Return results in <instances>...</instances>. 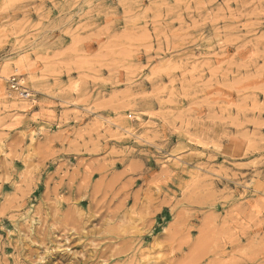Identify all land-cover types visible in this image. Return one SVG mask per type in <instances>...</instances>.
Returning <instances> with one entry per match:
<instances>
[{"label": "rangeland", "instance_id": "obj_1", "mask_svg": "<svg viewBox=\"0 0 264 264\" xmlns=\"http://www.w3.org/2000/svg\"><path fill=\"white\" fill-rule=\"evenodd\" d=\"M0 59V264H264V0H0Z\"/></svg>", "mask_w": 264, "mask_h": 264}, {"label": "built area", "instance_id": "obj_2", "mask_svg": "<svg viewBox=\"0 0 264 264\" xmlns=\"http://www.w3.org/2000/svg\"><path fill=\"white\" fill-rule=\"evenodd\" d=\"M6 82L10 92L17 94L24 99L30 98L31 94L29 93V89L23 85L22 79L18 76L12 75L6 80Z\"/></svg>", "mask_w": 264, "mask_h": 264}, {"label": "bare ground", "instance_id": "obj_3", "mask_svg": "<svg viewBox=\"0 0 264 264\" xmlns=\"http://www.w3.org/2000/svg\"><path fill=\"white\" fill-rule=\"evenodd\" d=\"M1 60V59H0ZM22 61V60H21ZM22 63V62H21ZM17 65H16V68L15 69H19L18 68V65H20V64H18V62L16 63ZM12 67V64L11 63H9L8 61H7V59H4L3 60V65L1 66V70H0V96L1 95H3V90L5 89V88H3V85L1 84L2 82H3V80H5L6 79V75H7V73L9 72V70H10V68ZM12 95V94H11ZM14 97V96H13ZM14 103L16 102L17 104H18V101H17V99L16 98H14ZM16 105V104H15ZM25 105H23V107H24ZM4 113V112H3ZM0 124H2V122L0 123ZM3 125V124H2Z\"/></svg>", "mask_w": 264, "mask_h": 264}]
</instances>
